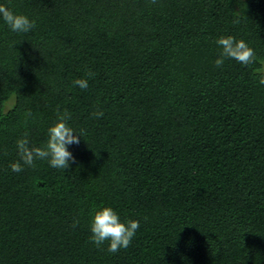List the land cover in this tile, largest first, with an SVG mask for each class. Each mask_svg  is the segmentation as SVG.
<instances>
[{
	"label": "trees",
	"instance_id": "16d2710c",
	"mask_svg": "<svg viewBox=\"0 0 264 264\" xmlns=\"http://www.w3.org/2000/svg\"><path fill=\"white\" fill-rule=\"evenodd\" d=\"M0 5L35 21L0 18V264H264V0ZM221 36L254 62L215 67ZM65 110L69 167L11 171ZM102 207L139 221L127 249L89 242Z\"/></svg>",
	"mask_w": 264,
	"mask_h": 264
},
{
	"label": "clouds",
	"instance_id": "9594fccd",
	"mask_svg": "<svg viewBox=\"0 0 264 264\" xmlns=\"http://www.w3.org/2000/svg\"><path fill=\"white\" fill-rule=\"evenodd\" d=\"M150 4H156L157 0H149ZM0 18L15 33H28L35 27V21L30 20L22 14H15L12 10L4 5H0ZM216 44L221 48L219 57L214 61L217 68H221L227 59L235 60L242 65H249L255 60V52L243 40H237L233 36H221L216 40ZM88 77H94L95 73L88 71ZM74 87L81 90L88 88V80L84 78L73 81ZM30 115V114H29ZM93 117L102 118L103 111L96 110L92 113ZM71 119L70 113L66 110L61 114L57 113V122L48 128V139L43 147L30 146L27 139V133L16 141L19 160L9 165L11 171L20 173L25 167H36V161L46 160L50 167L54 169L65 170L69 167V162L74 161L68 146L79 144L81 135L69 126L68 121ZM79 221L74 220L71 225L75 228ZM140 227L137 220H128L121 222L120 216L111 207H102L96 210L90 221L89 242L97 248L107 242V251L117 253L122 249H127Z\"/></svg>",
	"mask_w": 264,
	"mask_h": 264
},
{
	"label": "rangeland",
	"instance_id": "374dc122",
	"mask_svg": "<svg viewBox=\"0 0 264 264\" xmlns=\"http://www.w3.org/2000/svg\"><path fill=\"white\" fill-rule=\"evenodd\" d=\"M12 103V101H10L8 104H11Z\"/></svg>",
	"mask_w": 264,
	"mask_h": 264
}]
</instances>
